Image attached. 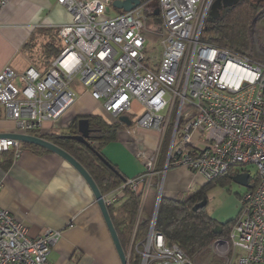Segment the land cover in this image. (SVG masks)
I'll list each match as a JSON object with an SVG mask.
<instances>
[{"label": "built area", "instance_id": "built-area-1", "mask_svg": "<svg viewBox=\"0 0 264 264\" xmlns=\"http://www.w3.org/2000/svg\"><path fill=\"white\" fill-rule=\"evenodd\" d=\"M7 1L0 0V9ZM113 1L58 0L72 16L52 26L61 41L59 54L45 70L29 66L19 73L5 65L0 105L22 132L35 130L59 119L75 102L72 84L79 76L113 118L132 112L139 126L158 130V147L142 153L143 171L103 193L107 206L126 188L141 191L143 199L156 174L163 179L170 167L185 166L210 181L255 165L257 183L242 195L227 237H218L213 248L236 255L235 264H264V60L201 40L214 0H158L157 5L142 0L132 10L107 15ZM149 14L159 16L163 35L155 67L146 62L143 27ZM165 139V161L157 168ZM11 148L17 156L20 140L0 136V151ZM158 203L141 240L137 216L128 261L135 251L139 264H194L156 227ZM60 236L55 228L31 236L23 222L0 207V264H51V247Z\"/></svg>", "mask_w": 264, "mask_h": 264}, {"label": "crops", "instance_id": "crops-1", "mask_svg": "<svg viewBox=\"0 0 264 264\" xmlns=\"http://www.w3.org/2000/svg\"><path fill=\"white\" fill-rule=\"evenodd\" d=\"M113 8L116 10L113 15L120 12ZM71 19V13L58 0H8L0 9V71L8 64L19 73L29 66L45 70L48 65L34 61L28 43L43 41L44 32L53 31L52 26ZM89 114H98L111 121L102 102L84 91L59 119L45 121L39 128L25 133L39 136L49 132L68 133L76 118ZM130 118L133 123L134 117ZM131 124L124 123L115 138L100 147L102 155L118 168L123 179L143 171L142 153L154 151L160 143L158 130L141 127L136 122L130 128ZM14 132L22 130L0 105V133ZM23 142L20 141V152L11 164L0 165V207L23 222L31 236L46 228L61 230L60 238L51 247V264H122L100 205L79 170L60 154L47 148L37 151ZM162 148L157 168L165 161L167 147L164 152ZM202 179L205 178L201 174L185 166L170 167L163 179L156 174L140 201L139 221L152 216L159 194L160 198L184 195ZM122 201H116L114 206L118 207Z\"/></svg>", "mask_w": 264, "mask_h": 264}, {"label": "trees", "instance_id": "trees-1", "mask_svg": "<svg viewBox=\"0 0 264 264\" xmlns=\"http://www.w3.org/2000/svg\"><path fill=\"white\" fill-rule=\"evenodd\" d=\"M157 1L150 0L153 5H157ZM263 9L264 0H239L232 6L223 7L217 17L210 14L206 16L200 38L236 52L249 53L251 51L254 54L252 50L253 26L258 13ZM53 31L58 39V44H48V46L52 47L51 54L55 57L59 54L62 46L57 28H53ZM87 117L90 123L89 140L95 150L64 135L78 133V118L70 124L68 133L49 132L47 135L40 136L52 140L76 157L93 176L102 193H106L120 184L123 176L118 168L102 155L100 147L115 138L118 129L124 125V122L112 116L111 121H108L98 114H89ZM166 144L165 139L162 152H164ZM23 145L37 151L46 150V148L30 142H23ZM14 156L13 148L0 151V165L9 166ZM162 159L161 157L160 163ZM234 174V171L230 169L216 179L206 181L204 185L189 194L160 198L156 227L164 233L168 243H177L193 259L194 264H225V259L214 251L213 243L218 237H227L229 227L234 219L218 222L206 210V205L198 209H193V207L197 202L206 198V189L210 185L218 181L226 183V180H231ZM251 182L252 186H255L257 179L254 178ZM121 200L123 201L118 207L112 204L108 205V209L121 244L126 250L131 230L137 220L141 191H132L126 188L117 201ZM148 220L149 218L139 221L138 237L144 238L148 229ZM217 224L222 225L220 232L214 231ZM139 262L140 255L135 251L131 252L129 264H139Z\"/></svg>", "mask_w": 264, "mask_h": 264}, {"label": "rangeland", "instance_id": "rangeland-1", "mask_svg": "<svg viewBox=\"0 0 264 264\" xmlns=\"http://www.w3.org/2000/svg\"><path fill=\"white\" fill-rule=\"evenodd\" d=\"M113 7L114 6H112L110 11L107 12V15H113L116 13L115 8ZM143 33L147 38V46L145 48V52L147 54L146 62L149 65L155 67L157 64L156 61L160 60L161 58V39L163 37V35L161 34V23L159 21L158 15L156 16L149 14L148 17L144 19ZM252 38V50L254 54H252L251 51L249 53L261 60H264V9L260 11L256 17V22L253 26ZM57 40L58 39L55 36V32L48 31L44 32L43 41L28 43L27 48L30 53H32L31 55L34 58V61L36 63L42 62L46 63V65L49 64L54 56L53 54H51L52 47H49L48 44H58ZM72 87L77 95L74 103H76V101L78 100V96H81L84 91H88L91 94V91H89V88L87 86L79 83V76L75 78ZM93 99L101 102L100 99H96L94 97ZM138 109L139 103L135 102L134 110L138 111ZM124 114H129L131 117H133L132 112H127ZM134 124L135 122L130 125V128H132ZM243 169L249 171L252 177L255 176L257 172V167L252 164L244 166ZM205 181L206 179H202L201 182H198L193 187L189 188L188 192H185L184 195L189 194L192 190H195V187H200L205 183ZM153 182L154 178L152 180V183ZM247 189H249V187L235 182L233 178H231V180H226V183H222L221 181L213 183L206 189V210L220 222H226L228 220L235 219L239 214L241 208V197L247 191ZM150 217L148 220V227L150 223ZM135 224L131 230L130 237L134 227L136 226ZM129 242L126 245V252L129 248ZM218 253L217 255L223 257L226 260V264H235L237 258L236 255L234 256L231 252H228L225 255H222L224 253H222L221 251L219 254Z\"/></svg>", "mask_w": 264, "mask_h": 264}, {"label": "water", "instance_id": "water-1", "mask_svg": "<svg viewBox=\"0 0 264 264\" xmlns=\"http://www.w3.org/2000/svg\"><path fill=\"white\" fill-rule=\"evenodd\" d=\"M142 0H114L113 6L118 8L119 11H129L137 7L141 4ZM239 0H214L212 8L209 12V14L213 17H217L220 14V10L223 7L226 6H232L236 4ZM158 9L155 10V13H158ZM118 119L124 123L131 124L132 119L127 114H122L118 116ZM78 133H68L64 134L65 136L74 138L78 140L79 142L89 146L90 148L94 149L90 140V123L89 118L87 116L79 117L78 118ZM0 136H7V137H13L20 141L30 142L37 145H40L42 147H45L49 150H52L61 156H63L66 160H68L72 165H74L79 172L83 175V177L86 179V181L89 183L90 187L93 190V193L97 199L98 204L100 205L102 214L104 216V219L106 221V224L108 226V229L110 231L112 240L114 242V245L118 251V254L120 256L122 264H129L126 251L124 250L117 229L113 223L112 217L110 215L108 206L106 205L103 193L100 190L99 186L97 185L96 181L94 180L93 176L90 174V172L86 169V167L76 158L74 157L70 152L53 142L52 140L46 139L42 136L31 134V133H25V132H14V133H0ZM95 150V149H94ZM100 154V153H99ZM101 155V154H100ZM251 176L249 171L245 172H237L233 175V180L241 185L249 187L251 184L249 183V177ZM207 203V198H203L201 201L197 202L193 209H198L200 207L205 206ZM159 204V203H158ZM222 230V225L217 224L214 227V231L220 232Z\"/></svg>", "mask_w": 264, "mask_h": 264}, {"label": "flooded vegetation", "instance_id": "flooded-vegetation-1", "mask_svg": "<svg viewBox=\"0 0 264 264\" xmlns=\"http://www.w3.org/2000/svg\"><path fill=\"white\" fill-rule=\"evenodd\" d=\"M252 179H254V177L250 176V177H249V183H250V184L252 183V182H251Z\"/></svg>", "mask_w": 264, "mask_h": 264}]
</instances>
